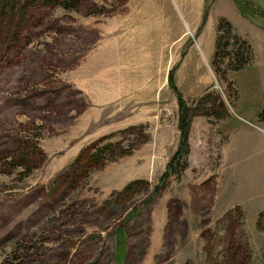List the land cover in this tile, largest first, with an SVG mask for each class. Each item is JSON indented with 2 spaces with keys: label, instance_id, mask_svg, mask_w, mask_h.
<instances>
[{
  "label": "rangeland",
  "instance_id": "374dc122",
  "mask_svg": "<svg viewBox=\"0 0 264 264\" xmlns=\"http://www.w3.org/2000/svg\"><path fill=\"white\" fill-rule=\"evenodd\" d=\"M232 6L212 13L211 33L220 18L234 23ZM250 19L264 28V17ZM189 20L179 0H83L79 12L30 7L21 26L14 17L0 32V154L38 146L23 179L0 164V264H264V202L217 185L216 119L202 117L205 130L196 120L182 178L158 183L179 141L173 67L189 106L218 110L220 99L252 123L245 158L264 166V79L248 66L223 81L205 53L214 44L167 47L192 41ZM234 25L254 58L263 55L262 31ZM108 143L92 167L90 148Z\"/></svg>",
  "mask_w": 264,
  "mask_h": 264
},
{
  "label": "trees",
  "instance_id": "16d2710c",
  "mask_svg": "<svg viewBox=\"0 0 264 264\" xmlns=\"http://www.w3.org/2000/svg\"><path fill=\"white\" fill-rule=\"evenodd\" d=\"M213 2L214 0H205L202 24L206 22L209 9ZM233 2L241 16L248 21H251L250 18L254 16L264 17V12L259 10L257 6L249 1L243 2L241 0L239 2L237 0H233ZM82 3L83 0H0V32H4L5 34L10 33L14 24V17H16L17 22H19V25L21 26L22 17L25 16L30 7L60 8L68 12H79L82 9ZM18 16L20 19L17 18ZM5 34H3V37H6ZM212 56V70L215 75L220 76L223 81L226 80L227 73L239 72L250 66L254 60V53L251 45L247 40L235 32L231 23L225 18L217 20V24L215 26L214 51ZM175 70L176 67L169 70L167 74V84L176 94L178 106L177 127L179 131V141L175 153L168 162L166 171L162 174V177L158 181L162 188H164L169 182V179L179 181L188 167L190 152L189 134L192 119L199 116L207 119H211V117H213L217 121H221L229 115V109H226L224 103L220 99L215 100L212 103L214 106L218 103V110L213 109L207 103H200L197 107L189 106L175 84ZM201 99L203 100L204 98ZM130 129L134 130L135 128L132 127ZM111 148L110 143L105 144L100 148H95L92 145V148H90L91 153L89 158L91 166L96 167L100 165L101 160L99 159L103 158V155L108 156ZM37 152L38 146H36L35 143L30 144L25 142L22 143L16 154H0V164L6 171H18L17 174L21 177V179H23L27 177L33 169H35L34 164ZM124 153H128V151ZM79 158H81V156ZM137 184H145V182L141 181L130 184L125 188L122 194L129 191V189L131 190V188ZM159 188L160 187L157 184L154 191L157 192Z\"/></svg>",
  "mask_w": 264,
  "mask_h": 264
},
{
  "label": "crops",
  "instance_id": "0c3cea01",
  "mask_svg": "<svg viewBox=\"0 0 264 264\" xmlns=\"http://www.w3.org/2000/svg\"><path fill=\"white\" fill-rule=\"evenodd\" d=\"M254 1V0H253ZM180 6L183 8L185 14L188 15L189 21L191 24V29L189 30L191 35L196 32L195 36L191 39L192 41H188L184 43V39L179 41L180 37L173 40V42L168 45L167 47L171 49H193L194 45L200 52L203 49H210L214 44L215 39V31L213 26V32L211 33L212 29V13L214 11H229L234 14V8L232 4V0H214L213 4L209 9V13L206 19V22L202 24V16L204 11L205 0H179ZM255 6L259 8L262 12H264V0H255ZM221 8V9H220ZM236 8V6H235ZM195 10V14L192 16L190 10ZM237 9V8H236ZM238 11V9H237ZM239 12V11H238ZM221 15V14H218ZM237 18L234 21L235 24L245 23L249 28H255L258 31L261 30L264 35V28L258 27L255 23L253 24V20L248 21L241 16V14L237 13ZM225 16V15H222ZM238 22V23H237ZM210 23V24H209ZM233 23V22H232ZM231 23V24H232ZM234 23L232 24L234 30L239 36H243L241 33L238 32V28L235 27ZM131 29V28H130ZM208 33V35H205ZM185 34V33H183ZM246 34V33H245ZM128 38L131 47H136V43L132 40V31L128 32ZM137 38V37H136ZM134 38V39H136ZM264 39V36L263 38ZM115 44V43H114ZM114 46V45H113ZM162 47H165L163 45ZM166 47V48H167ZM262 47L264 48V42ZM207 55V61L211 60L213 50L205 52ZM263 55L255 56L253 62L249 67L256 68L260 73L259 78L264 79V51L262 52ZM160 63H167V61H161ZM199 119L201 122L199 123L200 126H203L201 130H205V126H207L206 119L202 117H196L192 123V127L190 129V156L192 154L193 146L191 144V133L193 132V126L195 125L196 120ZM256 121L259 122L258 119ZM261 122V121H260ZM247 123H251L234 114V111L229 110V115L221 121L214 122L213 129L214 134V141L218 138H222V144L219 149V159H218V170H217V182L218 187H223L225 193L229 192L238 200H249L250 203L253 202L256 204V207L262 206L264 202V172H259L255 168L264 167L262 160L258 158H252L250 160H246L245 154L248 152V148H246L247 144H245L244 139V126ZM252 124V123H251ZM222 128H225L222 130ZM201 132V131H200ZM221 135V136H219ZM253 148L250 147L249 151ZM207 150V146H205ZM204 149V151H205ZM258 151H254L251 153H257ZM249 153V155L251 154ZM248 155V156H249ZM236 183V189L234 184Z\"/></svg>",
  "mask_w": 264,
  "mask_h": 264
}]
</instances>
